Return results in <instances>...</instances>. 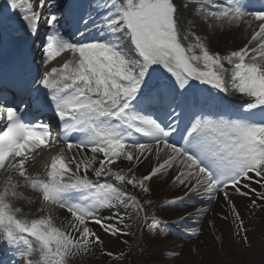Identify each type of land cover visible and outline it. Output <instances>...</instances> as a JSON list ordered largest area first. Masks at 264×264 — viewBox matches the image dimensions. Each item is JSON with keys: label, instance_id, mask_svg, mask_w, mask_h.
<instances>
[{"label": "snow or ice", "instance_id": "6c2138e0", "mask_svg": "<svg viewBox=\"0 0 264 264\" xmlns=\"http://www.w3.org/2000/svg\"><path fill=\"white\" fill-rule=\"evenodd\" d=\"M6 2L0 28L13 14L21 16L33 36L40 35L41 22L47 26L36 74L25 73L14 85L38 112L55 114L66 147L43 173L29 174L26 165L32 154L51 146L50 125L26 122L28 105L7 106V97L0 94V174L9 173L0 186V246L12 249L24 264H69L97 247L111 258L113 252L104 248L90 225L111 236L128 235L125 220L131 219V208L142 214L141 234L145 229L158 232L165 222L149 216L146 205L152 201L141 203L127 186L148 193L147 182L172 169L173 183L186 191L162 207L192 195L208 201L222 196L238 229L235 234L246 231L232 194L254 193L264 202V191L248 183L264 189V0H258L257 10H249L256 8L253 0H224L217 11L207 13L221 23H243L249 30L243 46L225 55L210 51L195 33V44L186 47L181 42L176 0H65L60 16L53 13L52 0ZM129 49L135 55H129ZM65 52L72 54L70 59L40 72ZM194 82L247 99L233 110L221 96L215 106L222 111L206 114L195 99L198 90H206ZM190 103L195 110L189 115ZM150 160V171L138 177L135 169ZM118 161L129 163L127 171L113 169ZM13 173L39 194V211L47 209L48 215L31 220L21 215L14 201L22 195ZM251 204L257 206V200ZM53 208L70 215L66 227L55 224ZM207 211L196 208L173 222L185 223ZM198 231L192 228L190 235ZM34 253L38 262L32 259ZM123 257L121 253L116 258Z\"/></svg>", "mask_w": 264, "mask_h": 264}, {"label": "bare ground", "instance_id": "6f19581e", "mask_svg": "<svg viewBox=\"0 0 264 264\" xmlns=\"http://www.w3.org/2000/svg\"><path fill=\"white\" fill-rule=\"evenodd\" d=\"M176 2L181 10L180 26L184 24L187 25L185 35H187L188 38H181V42L187 47L189 44L196 43L192 36V33H194V26L192 22H190L194 6L192 2L186 0H176ZM185 4H188L186 9L184 8ZM9 18H11V16L7 19ZM17 19L23 23L20 15ZM13 22L14 21L12 20L10 21V23ZM207 22V29L200 37L201 42H203L210 51L219 52L221 55H225L232 50L242 47L250 34L249 30L246 29V26L243 23L240 25L221 23L210 17L207 18ZM17 33L25 34L24 26H16L11 33V39L14 38ZM3 39L4 35L2 34L0 43ZM195 51L199 52L200 50L199 48H196ZM130 53L131 50L129 49V54ZM65 54L67 55L66 58L63 61L57 62L55 66H58L71 58V56H69L70 52H66ZM225 68L230 70L231 66L225 62ZM226 78H230V71L226 74ZM194 83L198 85V89L206 90H198L196 92L199 98H212L214 103L221 96H224L226 102L228 101L226 98H232L234 100L247 99L239 94L231 92L225 96V94L219 93L209 85H199L198 82ZM44 152L37 150L33 155L32 161H30V158L26 165L29 174L35 175L37 173H43L42 170H39L41 167L36 166V162L40 158H43ZM85 152L88 156L92 155L88 150H85ZM46 156L48 158L50 155L47 154ZM99 158L102 157L100 156ZM31 162L32 164L29 165ZM152 164L153 161L150 160L139 165L137 169H135L136 175L139 177L143 174H147V172L150 171ZM96 166H98V164ZM129 166V163L126 161H118V165H112L114 170L123 169V171H127ZM8 175L9 173H7V176ZM12 175L13 181L18 184L17 191L22 195V198L14 201L15 205L22 208L23 211L21 215L29 220L48 215L49 211L47 209L43 212L39 211V209L43 207V201L40 199L39 194L31 189L30 186L26 185L24 180L19 181L18 177L20 176L18 174L13 173ZM175 175L176 169H172L166 174L154 177L151 181L147 182L150 188V192L148 193H144L139 189L131 191V186H127V188L130 193L138 197L141 203L147 200L152 201L151 206L146 205L148 214L154 215L156 213V215L164 217V215L159 214V212H171V218L177 219L184 213L191 212L195 206L184 210L176 209L175 211H170L164 207L160 209L158 208L159 212L155 210V207L159 203H163L170 197L185 192L186 189L184 187L182 188L185 190H181L178 188L181 185L173 183L171 180ZM89 178L95 179L91 172H89ZM101 179L103 180L105 178ZM251 183L255 182L252 181ZM251 187H253V185H251ZM254 188H257L256 185ZM177 189H180V191L175 192ZM35 195L37 196L35 200L29 199L31 196ZM190 197L202 200L195 195ZM249 197L251 200H257V206H249ZM203 200L196 206V208L207 207L208 211L202 216L197 217L193 215L188 219L189 222L195 224L192 228L199 229L197 235H190V230L192 228L185 230L182 229L183 232L188 233L189 237L186 239H171L170 241H167L170 243L171 248L165 250L166 243H162L160 246L153 245L155 235H153V232H149L146 229L143 230V233L141 234V229L138 228L139 231H135L137 236L133 238L128 239L124 236V241L120 244L114 236L104 233L99 227H93L104 241V248L113 252L114 256L110 258L107 255L102 254L100 248L97 247L91 250L87 255H81L80 257L82 260L78 261L77 264H264V262H262V259H264V250L261 248L257 249L256 246V244H258V239L264 240V210L258 208V206L260 207V204L264 205V202L258 203V198L255 195L250 194L248 197H241L238 194H232L233 203L240 212L246 229L245 232H241L237 235L235 233L238 229L233 224L234 218L231 216L227 204L223 201V197L221 196L212 201H208L207 199ZM121 211L124 210L121 209ZM127 213L131 216V219H126L125 223L130 220L131 223L136 222L135 226L142 224V214L137 216L131 208L127 210ZM50 214L53 216L54 222L57 226H67L70 215L65 210L53 208L51 209ZM101 214L109 215L110 213L108 211H103ZM160 233H162V228L156 232V236H159ZM244 235L247 236V241L243 239ZM3 248L10 250V252L12 251L11 254L13 255L12 249H8L5 246ZM158 249H160V252H158ZM121 253L124 254L123 259H117L116 257H119ZM146 255L147 258L145 257ZM11 259V262L18 264L17 257H12ZM75 260H78V258H75Z\"/></svg>", "mask_w": 264, "mask_h": 264}, {"label": "rangeland", "instance_id": "374dc122", "mask_svg": "<svg viewBox=\"0 0 264 264\" xmlns=\"http://www.w3.org/2000/svg\"><path fill=\"white\" fill-rule=\"evenodd\" d=\"M196 26H197V30H198V32L206 30V25H205V23H204V19H203V18L200 19V21L197 22ZM168 235H169V234H168ZM168 235H167V236H168ZM163 239H164V238H163ZM161 241H163V240H161ZM257 242H258V244H256L257 249H258V248H261V249L264 250V240H262V239H258ZM262 262H264V259H262Z\"/></svg>", "mask_w": 264, "mask_h": 264}]
</instances>
